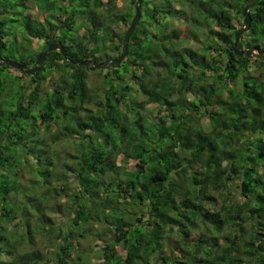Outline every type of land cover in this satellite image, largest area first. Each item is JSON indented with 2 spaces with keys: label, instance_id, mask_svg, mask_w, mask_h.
Segmentation results:
<instances>
[{
  "label": "trees",
  "instance_id": "16d2710c",
  "mask_svg": "<svg viewBox=\"0 0 264 264\" xmlns=\"http://www.w3.org/2000/svg\"><path fill=\"white\" fill-rule=\"evenodd\" d=\"M249 1L142 0L127 57L95 70L94 92L70 61L120 56L136 0H0V59L33 67L51 41L66 55L51 52L7 110L5 79L23 77L0 66V264H90L91 237L100 264H264V62L233 52ZM249 13L241 49L264 54V0ZM61 193L64 228L50 216Z\"/></svg>",
  "mask_w": 264,
  "mask_h": 264
},
{
  "label": "rangeland",
  "instance_id": "374dc122",
  "mask_svg": "<svg viewBox=\"0 0 264 264\" xmlns=\"http://www.w3.org/2000/svg\"><path fill=\"white\" fill-rule=\"evenodd\" d=\"M27 7H28V9L26 10V12L28 14H30L34 18L40 17V14L38 13V11H37V9H36V7L34 6L33 3H28ZM127 7H129L127 3H121V5L117 8V12L118 13H125L127 11ZM46 16H49V15H46ZM40 19H43V18L40 17ZM241 24H242V21H240L239 24H237V25L241 26ZM127 27H128V25L127 26L120 25L116 29H117L118 33H122V32H124L126 30ZM37 43H38L37 40L36 41L34 40L33 44H32L33 48L35 50L38 49L37 48L38 47ZM40 53H42V52L40 51ZM2 55H3V53H2ZM14 62L18 63L17 61H14ZM105 68L106 67H103V68H100V69H105ZM95 70L90 71L88 73L87 81H88L89 88L92 91L99 92L101 87H102V85H103L102 77L106 73L107 70H104L102 73H95ZM8 73L10 75L16 76V77H21L22 76L23 77V82L21 80L13 81V80L7 79V77H6V79H5L7 81L6 85H7V88L10 89V94H8L6 91L1 93V100H2V104H3L2 108H4L5 110L8 109L7 105L8 104H12V102L15 100L16 96H18L17 94H16V96L14 95L15 88H17V86L21 85L22 83L26 84V82L29 83V81H30V79L28 78V75H22L19 71H16L14 69L8 70ZM58 76H59V73L54 72L50 76V78L45 81L46 85L44 87V90L47 88V86L49 87L51 85V82L53 80L57 79ZM89 107L90 108H94L93 106H89ZM147 109H148V111L151 110L152 106H147ZM202 124H203L204 127H208L207 119H203L202 120ZM64 147H65V143L62 144L60 142L55 144V145H53V149L55 151L59 152V154L61 156H64V152H65V150H67V148H69V145L66 148H64ZM29 160L32 162V158L29 159ZM20 161H21V164H20V166H19V168L17 170L19 172V175H20V177H19L20 187H22L23 189H26L28 187V185H29L28 181L31 179V174L29 173V171L27 172L26 170L24 171L23 169H21L22 166H23L21 158H20ZM133 168H134V164H133V162H131L130 165H129V169H133ZM71 177L72 176H70V179H69V182L71 183L70 186L71 187H76L77 185H76V183L74 181L71 180L72 179ZM229 191L231 192V195L236 200H239V198H240L239 191L237 189H235L234 185L229 188ZM57 198H58L57 201H53V200L49 199L50 203H52V202L54 203V204L52 203L53 204L52 210H53L54 213H52L50 216H51L52 219H54V221L56 222V224L58 226H61L62 228H64L65 227L64 224L67 223V218H66L67 213H66V211L68 210V206H67L66 203H67L68 199L64 196L63 193H61L60 196L57 197ZM57 202L60 203V206H58L56 204ZM219 204H220V201H219V199H217V203H216L217 207L219 206ZM16 222H18V219H16L13 222V225ZM13 225L10 226V228H12ZM34 241L39 246L41 244L44 245V241L42 240V238L40 236H35ZM101 245L102 244L99 241V238H97V237H91L88 240H82L81 241L80 250L84 251L88 255L89 260H90V264H100L101 259L99 257V255H100L99 249L101 248ZM81 251H79V253Z\"/></svg>",
  "mask_w": 264,
  "mask_h": 264
},
{
  "label": "water",
  "instance_id": "95a60500",
  "mask_svg": "<svg viewBox=\"0 0 264 264\" xmlns=\"http://www.w3.org/2000/svg\"><path fill=\"white\" fill-rule=\"evenodd\" d=\"M259 0H250L244 7L243 12H242V24L237 31L235 35V40H234V46H233V52L236 57H247L248 59L255 58L259 59L264 62V54L261 53L257 48H250V49H241V37L242 35L249 29L250 24H251V16H250V9L258 2ZM141 4L142 0H136L135 4V12L134 15L128 25V27L125 30L124 37H123V43H122V54L118 57H116L113 60H109L106 62L102 63H95L93 61H79V62H73L70 61L73 65H78V66H84L87 67L89 70L93 71L95 69H100L103 67H106L108 65H111L113 68H116L120 65V63L127 57L128 55V42L129 39L137 26L140 17H141ZM62 45L51 41L47 44V49L46 51L39 53L36 57V62L33 65V67H28L26 65H21L19 63H16L12 60H4L0 59V66L5 65L10 67L11 69H14L16 71H19L20 73H24L25 75H32L38 72L39 66L41 63H43L50 55L51 52L59 51L60 53L63 54V57L65 58L66 55L63 53L62 50Z\"/></svg>",
  "mask_w": 264,
  "mask_h": 264
}]
</instances>
